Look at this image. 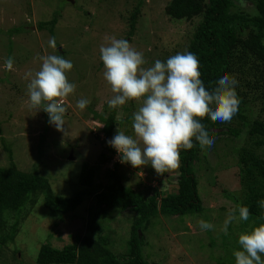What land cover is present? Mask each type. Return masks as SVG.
I'll return each instance as SVG.
<instances>
[{"label": "rangeland", "instance_id": "obj_1", "mask_svg": "<svg viewBox=\"0 0 264 264\" xmlns=\"http://www.w3.org/2000/svg\"><path fill=\"white\" fill-rule=\"evenodd\" d=\"M171 1L0 0V166H7L9 162L3 146L2 138H5L21 171L31 173L36 169L49 180L56 195L67 198L73 196L81 185L80 175L86 163L89 167L99 166L101 154L105 151L112 159L99 166L94 176L96 183L104 181L107 171L118 165L123 182L146 192L147 197L155 190L164 195L175 193L178 169L160 176L151 165L134 168L130 163H121L118 152L112 154L109 150L111 138L105 136L104 126L96 116L112 115L115 110L118 128L120 126L126 134H133V113L138 110L140 102L128 101L115 109L109 107L108 101L115 93L104 79L99 49L102 44L107 45V37L125 39L143 53L147 61L145 67L157 59L166 61L170 56L184 52L198 19H172L166 14ZM137 7L140 14L131 35V16ZM243 7L250 9L247 3ZM55 15L60 18L54 36L46 30L36 31L38 23L48 22ZM53 37L56 49L48 43ZM46 54L63 55L74 65L67 73L76 89L65 101V132L49 123L47 112L29 106V80L25 75L38 70L42 63L40 56ZM9 57L14 58L12 71L4 67ZM82 98L90 100L84 110L76 106ZM252 112L253 120L264 121V102L258 101ZM126 116L130 119L128 123L122 121ZM259 139L263 138H248L245 134L235 139L222 135L215 138L214 145L201 155L206 160L202 170L206 175L201 172L204 177H199L198 190L204 213L152 218L140 232L144 237L143 255L149 264H221L235 260L233 252L240 250L239 235L249 231L254 222L233 221L228 226L227 235L222 228L228 210L240 206L235 198L244 201L238 151L242 146H248L264 159V145H255ZM149 187L152 190H148ZM35 198L34 205L29 199L20 214L22 219L17 237L7 244L0 241V264H39L38 255L43 245L63 249L89 233V215L96 206L94 194L85 196L82 205L63 218L43 205L42 193ZM136 216L129 211H112L101 217L104 218L102 222L97 220L96 225L102 235L109 238L117 255L128 252L125 239ZM200 220H208L214 229L201 230ZM7 233V229L0 232V239Z\"/></svg>", "mask_w": 264, "mask_h": 264}, {"label": "trees", "instance_id": "obj_2", "mask_svg": "<svg viewBox=\"0 0 264 264\" xmlns=\"http://www.w3.org/2000/svg\"><path fill=\"white\" fill-rule=\"evenodd\" d=\"M239 3L240 0H172L166 8V14L178 21L198 19L185 51L198 57L201 79L209 90L224 75L234 76L238 81L236 91L240 104L234 122L214 123L210 117H205L201 123L207 126L210 135L215 138L222 135L235 139L243 134L248 138H263L255 142L256 147H260L264 145V121L259 118L253 120L252 107L258 101L264 102V0H245L250 9ZM139 14L140 8L137 7L131 16V35L135 32ZM59 18V15H55L48 22L38 23L36 31L41 33L46 30L54 36ZM112 112V115L107 116L96 115L108 139L115 136L119 123L116 111ZM122 121L128 123L130 119L126 116ZM219 129L223 131L217 132ZM2 139L9 158L7 166H0V232L8 230L0 239L3 244L17 237L22 219L20 214L29 199L34 205L35 197L40 193L43 194V205L59 218L76 211L85 196L94 194L96 200V209L89 215V233L63 249L50 244L43 245L38 255L39 264H149L143 255L144 237L140 232L150 224L152 218L204 213L198 188L200 179L206 175L202 171L206 160L201 155L209 148L201 150L195 139L192 149H181L176 194L164 195L153 190L152 196L147 197L146 192H140L123 182L118 165L114 170L107 171L104 181L96 183L94 176L99 166L112 159L104 151L99 166L89 167L86 163L80 175L81 185L78 184L76 193L67 198L56 195L49 180L38 174L36 169L31 173L21 171L14 161L11 147L5 138ZM109 150L112 154L117 152L113 147ZM238 164L245 195L244 201L237 197L235 201L240 206L249 207V220H253L255 227L261 220L264 223V214L258 204L264 200V159L254 148L242 146L238 151ZM112 211H129L137 215L125 239L128 249L126 255H117L110 246L109 238L106 234L102 235L96 225L97 220L102 222L104 218L101 217ZM234 261L221 264H233Z\"/></svg>", "mask_w": 264, "mask_h": 264}, {"label": "clouds", "instance_id": "obj_3", "mask_svg": "<svg viewBox=\"0 0 264 264\" xmlns=\"http://www.w3.org/2000/svg\"><path fill=\"white\" fill-rule=\"evenodd\" d=\"M240 3L244 6L245 0ZM106 39L109 42L102 44L99 51L104 79L115 93L108 101L109 107L115 109L128 101L140 102L133 113V134H126L119 126L117 134L108 141L120 155V162L130 163L134 168L151 165L157 175L163 176L180 167L181 149H192L194 139L201 150L212 147L215 137L201 120L210 117L214 123H227L237 114L240 99L235 77L224 75L209 90L201 79L199 59L192 52L177 53L166 61L157 59L145 67L143 53L129 41L115 36ZM48 43L56 49L54 37ZM40 60L39 69L25 75L29 80V106L47 112L49 123L65 132V101L76 89L67 73L74 65L63 55L46 54ZM13 65L14 58L9 57L4 67L12 71ZM89 104L90 100L82 98L76 106L84 110ZM258 204L264 209V200ZM249 217L247 206L229 209L222 231L227 235L229 224L248 221ZM199 224L201 230L214 229L207 221L200 220ZM238 244L240 250L233 252L235 264H264V223L241 233Z\"/></svg>", "mask_w": 264, "mask_h": 264}, {"label": "water", "instance_id": "obj_4", "mask_svg": "<svg viewBox=\"0 0 264 264\" xmlns=\"http://www.w3.org/2000/svg\"><path fill=\"white\" fill-rule=\"evenodd\" d=\"M216 131H217V132H222L223 130H222V129H221V130L219 129V130H216ZM71 159H73V157H71Z\"/></svg>", "mask_w": 264, "mask_h": 264}]
</instances>
